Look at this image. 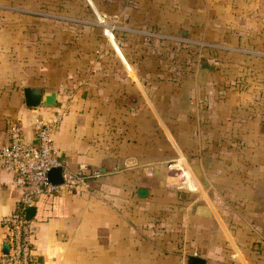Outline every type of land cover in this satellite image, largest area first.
Returning <instances> with one entry per match:
<instances>
[{"label": "crops", "instance_id": "obj_1", "mask_svg": "<svg viewBox=\"0 0 264 264\" xmlns=\"http://www.w3.org/2000/svg\"><path fill=\"white\" fill-rule=\"evenodd\" d=\"M90 1L104 22L94 33L110 44L104 42V65L97 64L88 86L75 91L52 138L65 166L99 176L83 188L37 198L35 264H264V99L252 93L264 91V83L243 76L232 84L208 82L212 73L202 68L195 82L191 75L144 81L162 71L144 65L154 52L143 46L151 36L209 42L210 28L223 32L216 41H260L264 0ZM191 27H200V40ZM40 71L41 82H32V74L19 84L0 77V147L12 121L34 142L35 121L52 111L26 107L24 86L55 90L57 103H66L69 78L62 69L42 64ZM214 89L217 96L208 94ZM146 104L152 114H144ZM178 154L197 190L177 187L158 165L159 158ZM20 194L17 178L0 164V264L7 240L2 218Z\"/></svg>", "mask_w": 264, "mask_h": 264}, {"label": "rangeland", "instance_id": "obj_2", "mask_svg": "<svg viewBox=\"0 0 264 264\" xmlns=\"http://www.w3.org/2000/svg\"><path fill=\"white\" fill-rule=\"evenodd\" d=\"M90 2V0H0L1 79L19 84L25 80V74H32L34 75L32 82H41L42 64H46L51 69L59 67L66 78H69L64 82L66 89L62 92V99L70 110V101L75 97V91L88 86L97 64L104 65V42L109 43L103 36L94 33L95 24L96 28H99L98 25L104 22L101 13ZM198 28L200 29V27L187 29L192 30L194 37L200 40V37L196 35ZM102 30L103 27L101 32ZM181 30L176 31L178 38H181ZM209 33L213 34L212 37L208 36L209 42H185L160 36L146 37L143 46L145 51L154 52V58L146 60L144 65L155 67L158 72L160 70L162 72L158 73L160 75L156 73L152 77L146 76L144 81L151 78L158 81L180 80L191 75L189 79L192 77L195 82L196 69L202 68L212 73L208 77V82L218 83L224 79L232 84L238 77L243 76L250 84L264 83L263 36H258L260 41L241 46L232 39L224 42H221L220 38L218 41L214 40L216 34L223 33L220 29L210 28ZM238 49L247 50L250 53L239 56L235 52ZM13 66H17V71L12 69ZM248 68L257 69L260 75L256 72L254 75L248 74ZM79 74H82L83 79L77 82L76 75L79 76ZM226 76L228 77L225 78ZM103 79L99 80L103 82ZM162 85L164 86V83ZM204 92L207 93V91ZM252 93H254L253 98L264 99V91ZM208 94L217 96L219 91L210 90ZM259 108L262 110L264 105ZM144 109V114L153 113L152 104L151 106L146 104ZM157 162L164 170L169 171L171 181L183 183L182 186L187 188L188 180L186 181L185 178L187 175L194 185L189 188L198 189L195 176L188 169L182 154L159 158ZM178 168L185 170L177 171Z\"/></svg>", "mask_w": 264, "mask_h": 264}, {"label": "built area", "instance_id": "obj_3", "mask_svg": "<svg viewBox=\"0 0 264 264\" xmlns=\"http://www.w3.org/2000/svg\"><path fill=\"white\" fill-rule=\"evenodd\" d=\"M67 112L66 105L59 104L52 107L48 116L37 119L33 127L34 142L25 139L18 122L9 123L8 142L0 147V164L17 178L21 194L15 209L2 218L6 241L9 242V252L4 255L3 264H35V227L27 219L26 211L34 206L39 196L83 188L99 176L98 171L84 167L72 170L60 161L52 136ZM58 167L62 169V182L53 184L47 175ZM182 184L178 183L177 187L193 190L189 188L194 186L192 182L187 188Z\"/></svg>", "mask_w": 264, "mask_h": 264}, {"label": "water", "instance_id": "obj_4", "mask_svg": "<svg viewBox=\"0 0 264 264\" xmlns=\"http://www.w3.org/2000/svg\"><path fill=\"white\" fill-rule=\"evenodd\" d=\"M23 101L28 108L37 107H53L57 99V91L47 90L40 86H24L22 88ZM48 179L53 184H60L62 182V169L60 167L53 168L48 172ZM35 213V208L31 207L26 211L27 219L31 220ZM2 252L7 255L9 252V242L2 243ZM39 260V259H38Z\"/></svg>", "mask_w": 264, "mask_h": 264}, {"label": "bare ground", "instance_id": "obj_5", "mask_svg": "<svg viewBox=\"0 0 264 264\" xmlns=\"http://www.w3.org/2000/svg\"><path fill=\"white\" fill-rule=\"evenodd\" d=\"M184 177H185V175H184ZM185 178H186V181L188 180L191 183V180H190V178L187 175H186ZM188 181H187V183H189Z\"/></svg>", "mask_w": 264, "mask_h": 264}, {"label": "trees", "instance_id": "obj_6", "mask_svg": "<svg viewBox=\"0 0 264 264\" xmlns=\"http://www.w3.org/2000/svg\"><path fill=\"white\" fill-rule=\"evenodd\" d=\"M57 105H59V103H57V101H56V103H55V105H54V106H57ZM48 108H51V107H48Z\"/></svg>", "mask_w": 264, "mask_h": 264}]
</instances>
